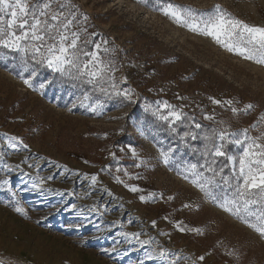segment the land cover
I'll return each instance as SVG.
<instances>
[{
	"label": "rangeland",
	"instance_id": "obj_1",
	"mask_svg": "<svg viewBox=\"0 0 264 264\" xmlns=\"http://www.w3.org/2000/svg\"><path fill=\"white\" fill-rule=\"evenodd\" d=\"M159 2L73 0L91 38L107 41L117 88L131 100L0 48V264H264V237L175 170L203 163L191 137H175L178 121L170 128L154 114L167 101L193 127L249 128L264 115V65L174 22ZM170 2L199 13L219 5L264 27V0ZM169 148L172 165L160 154Z\"/></svg>",
	"mask_w": 264,
	"mask_h": 264
},
{
	"label": "snow or ice",
	"instance_id": "obj_2",
	"mask_svg": "<svg viewBox=\"0 0 264 264\" xmlns=\"http://www.w3.org/2000/svg\"><path fill=\"white\" fill-rule=\"evenodd\" d=\"M156 10L190 31L211 37L227 51L264 65V27L247 24L219 5L207 13H199L190 7L174 5L170 0H160ZM87 19L79 13L73 0H0V48L22 54L26 66L30 58L34 64L73 81L92 85L106 94L111 88L116 95L131 100L130 90L120 91L115 83L117 68L109 55L112 50L105 46L107 41L95 42L91 38L95 34L87 33L83 23ZM35 74L33 71L32 75ZM23 82L31 86L29 79ZM89 98L84 97L85 100ZM212 102L232 105V101L213 99ZM252 107L247 105L245 112ZM231 111L233 114L239 112L235 107ZM154 114L159 120L168 122L170 128L177 121L186 119L182 109L178 110L167 101L154 109ZM204 118L214 120L212 115ZM262 127L264 115L249 128L237 132L226 128L209 129L203 136V163L182 161L175 165V170L223 211L236 216L264 237V131L257 136L251 135V131ZM194 128L201 129L202 125L194 123ZM187 137L195 140L197 134L188 131L183 134V138ZM229 144L237 148L235 154L227 151ZM172 152L173 149L169 148L160 153L166 165L173 164ZM221 157L227 163L219 161ZM225 168H229L227 174ZM91 179L95 183L97 177ZM116 179L122 183L119 177ZM33 187L39 188L40 184L34 183ZM130 191L135 193L140 189L133 186ZM140 200L143 202L145 197L140 196ZM176 227L185 230L179 224ZM140 243L146 245L149 242ZM159 256L167 258L169 254L161 251ZM198 259L203 261L204 257ZM170 264H177V259H171Z\"/></svg>",
	"mask_w": 264,
	"mask_h": 264
},
{
	"label": "trees",
	"instance_id": "obj_3",
	"mask_svg": "<svg viewBox=\"0 0 264 264\" xmlns=\"http://www.w3.org/2000/svg\"><path fill=\"white\" fill-rule=\"evenodd\" d=\"M186 119L183 122L178 121L174 126L173 129H171L170 131L172 132L173 135H175V137L179 138L180 136H183V134L185 132L188 131H192L196 134H198L199 136H201V138H197L195 141H190L191 139H188V145H190L193 150L195 152H202L203 151V147L205 144V141L203 139L204 133L209 130L214 128L213 125L211 124H202V128L201 129H194L193 127V122L191 119V115L190 114H186L185 115ZM227 151L229 152V150L227 149ZM203 158V157H202ZM219 161L223 162V163H227V161L224 160V158H218ZM229 172V168H225V174H227Z\"/></svg>",
	"mask_w": 264,
	"mask_h": 264
}]
</instances>
